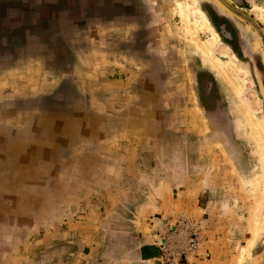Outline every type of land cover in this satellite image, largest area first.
I'll return each mask as SVG.
<instances>
[{"label": "rangeland", "instance_id": "374dc122", "mask_svg": "<svg viewBox=\"0 0 264 264\" xmlns=\"http://www.w3.org/2000/svg\"><path fill=\"white\" fill-rule=\"evenodd\" d=\"M163 1L164 38L178 43H135L138 65H107L132 77L122 127L96 106L109 91L97 96L82 84L81 92L72 50L50 43L66 39L52 11H66L67 1L0 3L8 14L0 16V78L39 60L49 80L10 97L0 88L5 264H264V152L253 128L264 129V0ZM88 2L93 19L97 5ZM204 6L229 19L239 54L217 37ZM114 9L105 0L107 21ZM192 70L213 82L211 111Z\"/></svg>", "mask_w": 264, "mask_h": 264}, {"label": "crops", "instance_id": "0c3cea01", "mask_svg": "<svg viewBox=\"0 0 264 264\" xmlns=\"http://www.w3.org/2000/svg\"><path fill=\"white\" fill-rule=\"evenodd\" d=\"M7 1L10 0H0V3ZM19 1H21L19 3L22 6L21 9L26 7L28 0ZM54 1L56 2V7L64 3L63 1L68 3L66 11H52V18H57L60 22L62 34L66 39L52 37V40H56L58 43H55V41H50V43H52V46L72 50V56H69V58L73 59L70 62L77 65L73 67L71 78L77 79L76 83L79 85L81 92H85L82 84L86 85V92H96L97 96H102L105 91H109L110 94L105 96V98L103 97L105 100L100 99L101 104L96 106L97 108L100 106L102 110H107L108 113L114 111L115 120L118 121L116 125L122 127L123 88L128 80L132 81V77L123 78L122 74L115 69V66L118 64L138 65L140 59L138 47L141 45H136L135 43H142V45H148L149 43H178L164 38L166 36V17L170 14L168 7H166L163 0H110L115 4V9L110 13L113 17L112 20L107 21L106 15L104 16L101 12L105 0H95L94 3H96L97 7L93 8L97 9L94 11L95 15H92L93 19L88 16L89 11L92 9V5L89 4L88 0ZM216 12L218 15L225 17L223 13H219L217 10ZM19 13L20 11L14 15L20 16ZM69 15H73V19L64 18ZM0 16L4 19L8 16L1 6ZM10 30L11 27L6 28L3 25V33L6 32L7 37ZM7 37L4 38L3 36L4 46L9 44ZM68 37H70V40ZM92 55H95L96 58L87 59L88 56L91 57ZM178 59L180 61L181 56ZM32 63L36 67L33 68V71H24V67H21L17 73L0 78V88L8 86L4 88L6 92L3 90V96H15L12 95L14 93L9 91L12 88L25 89L31 83L43 87L40 83L43 84V80L49 81L47 79L48 73L40 65L42 63L39 60H35ZM84 64L89 65L88 71L87 68L83 67ZM110 64H115V66H107ZM124 68L128 69L126 66ZM108 69L115 70V74L108 76ZM195 72L193 70L191 72L194 77ZM179 80L181 81V79ZM124 81L126 82L124 83ZM174 81L177 82L176 78H174ZM130 88L133 92L134 87L131 86ZM0 110L2 109L0 108ZM4 112L6 111L4 110ZM4 219L5 217L1 216L0 264H5L6 261V228L4 227Z\"/></svg>", "mask_w": 264, "mask_h": 264}, {"label": "flooded vegetation", "instance_id": "af4514ba", "mask_svg": "<svg viewBox=\"0 0 264 264\" xmlns=\"http://www.w3.org/2000/svg\"><path fill=\"white\" fill-rule=\"evenodd\" d=\"M203 12L208 19L210 26L213 28L217 37L225 43V45L235 54H239L237 33L234 26L231 24L228 18L217 14L213 7L204 6ZM195 67V66H194ZM194 69V68H193ZM195 71V70H193ZM208 74L199 70L195 74L197 91L199 94L201 107L206 111L209 110L207 107V101L209 97L213 96V82L207 79ZM211 111V110H209Z\"/></svg>", "mask_w": 264, "mask_h": 264}, {"label": "bare ground", "instance_id": "6f19581e", "mask_svg": "<svg viewBox=\"0 0 264 264\" xmlns=\"http://www.w3.org/2000/svg\"><path fill=\"white\" fill-rule=\"evenodd\" d=\"M182 6L180 5V14H181L182 18H185L186 19L187 18V14H188V11H187L188 9L183 8ZM201 22H202V20H201ZM188 23H189V21H188ZM197 29H198L197 28V25L195 23H193V22L192 23L190 22L189 30L193 32V31H197ZM198 43H199V45H200V47H201L202 50H205V51L206 50H209L208 43L207 42L200 40ZM219 63H221V62H219ZM253 125H254L253 128L255 129V132H256V136L258 137V139H260L261 144H263L261 147H262V151L264 152V129H263V126L261 124H257V123H254ZM263 180H264V178H263ZM262 199H263V202H264V197ZM257 229L258 228L256 227V225L254 227H252V230H251L252 236H251V239H249V241H247V248L251 244V242L254 240V238L256 236ZM247 248H244L242 250L241 255H243V254H245L247 252ZM239 260H240V257H239Z\"/></svg>", "mask_w": 264, "mask_h": 264}]
</instances>
